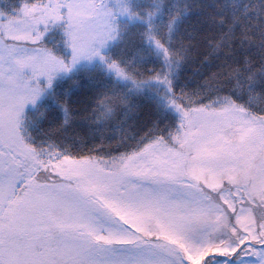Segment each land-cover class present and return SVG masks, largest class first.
<instances>
[{
  "label": "snow or ice",
  "instance_id": "snow-or-ice-1",
  "mask_svg": "<svg viewBox=\"0 0 264 264\" xmlns=\"http://www.w3.org/2000/svg\"><path fill=\"white\" fill-rule=\"evenodd\" d=\"M0 264H264V0H0Z\"/></svg>",
  "mask_w": 264,
  "mask_h": 264
},
{
  "label": "trees",
  "instance_id": "trees-1",
  "mask_svg": "<svg viewBox=\"0 0 264 264\" xmlns=\"http://www.w3.org/2000/svg\"><path fill=\"white\" fill-rule=\"evenodd\" d=\"M75 95V94H74ZM145 95H148V91H147V89H145ZM141 103L143 104L144 103V101L143 100H141Z\"/></svg>",
  "mask_w": 264,
  "mask_h": 264
},
{
  "label": "rangeland",
  "instance_id": "rangeland-1",
  "mask_svg": "<svg viewBox=\"0 0 264 264\" xmlns=\"http://www.w3.org/2000/svg\"><path fill=\"white\" fill-rule=\"evenodd\" d=\"M152 95H154V93Z\"/></svg>",
  "mask_w": 264,
  "mask_h": 264
}]
</instances>
